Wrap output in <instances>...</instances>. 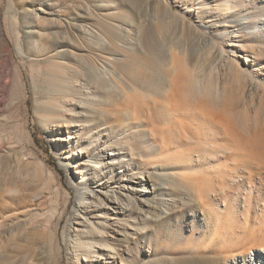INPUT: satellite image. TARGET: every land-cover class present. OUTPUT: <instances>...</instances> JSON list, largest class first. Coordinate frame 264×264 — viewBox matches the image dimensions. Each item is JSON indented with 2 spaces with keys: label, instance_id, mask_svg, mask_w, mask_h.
Instances as JSON below:
<instances>
[{
  "label": "rangeland",
  "instance_id": "1",
  "mask_svg": "<svg viewBox=\"0 0 264 264\" xmlns=\"http://www.w3.org/2000/svg\"><path fill=\"white\" fill-rule=\"evenodd\" d=\"M0 22V264H264V0H0Z\"/></svg>",
  "mask_w": 264,
  "mask_h": 264
},
{
  "label": "bare ground",
  "instance_id": "2",
  "mask_svg": "<svg viewBox=\"0 0 264 264\" xmlns=\"http://www.w3.org/2000/svg\"><path fill=\"white\" fill-rule=\"evenodd\" d=\"M37 17V16H36ZM3 36H4V34H3V32H2V28H1V22H0V38H3ZM3 42V44H4V47H3V50H2V56H0V60H2L3 58H4V55H5V53H7L8 52V47L5 45V41H2ZM146 45L147 46H149V47H152L153 45H152V43L150 42V41H146ZM1 71H0V79H1ZM54 75H58V74H54ZM59 82H61L63 85H65L64 83H63V79H64V77L63 76H60V75H58V77L56 78ZM96 84L98 85V87L100 88V89H102V90H104V88H105V86L104 85H102L101 84V80L99 79V78H97L96 79ZM45 112L46 113H48V114H51L52 112H53V107H48L46 110H45ZM24 195V194H23ZM89 195H90V197H94L95 195H96V193H95V191H93V190H90V192H89ZM26 196V195H25ZM37 195H35V197H36ZM38 197V196H37ZM36 197V198H37ZM23 199H25L24 197H23ZM28 199V198H27ZM33 199V198H32ZM79 205H80V207H83V206H85V202H80L79 203ZM105 209L106 210H108V214L110 213L109 212V210H114L113 208H112V205L111 206H106L105 207ZM74 217H75V219L76 220H82L83 219V217L81 216V214L79 213V211L78 210H76L75 211V213H74ZM1 219H3V220H5V217L4 216H2V218ZM111 220H114V219H111ZM4 224H5V222H3V221H0V229L2 228V227H4ZM76 224H78V225H81V222H76ZM33 233V232H32ZM114 233H116V234H121L120 232H118L116 229H114ZM43 235H44V237H43V239L45 238V241H44V243H48L50 240H51V235H50V233L47 231V232H43ZM33 236V235H32ZM35 236H36V234H35ZM27 238V237H26ZM117 240V239H116ZM29 241V240H28ZM36 242V241H35ZM51 244V243H50ZM45 245V244H44ZM102 249H104V250H106V248H102ZM107 251V250H106ZM31 252V251H30ZM106 256H107V254H106ZM108 259H110V260H115L116 259V256H115V254H113L112 252H110V254H108ZM245 261H246V264H251V263H253V261H251L250 259H247V257H246V259L245 258H243ZM122 264H123V261H122ZM255 264V263H254Z\"/></svg>",
  "mask_w": 264,
  "mask_h": 264
}]
</instances>
